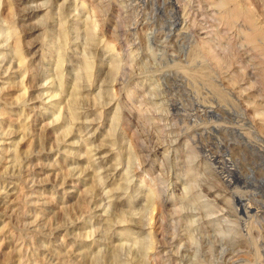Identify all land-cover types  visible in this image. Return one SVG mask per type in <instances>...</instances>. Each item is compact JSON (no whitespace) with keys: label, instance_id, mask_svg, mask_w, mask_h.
Listing matches in <instances>:
<instances>
[{"label":"rangeland","instance_id":"obj_1","mask_svg":"<svg viewBox=\"0 0 264 264\" xmlns=\"http://www.w3.org/2000/svg\"><path fill=\"white\" fill-rule=\"evenodd\" d=\"M0 4V264H264V0Z\"/></svg>","mask_w":264,"mask_h":264},{"label":"bare ground","instance_id":"obj_2","mask_svg":"<svg viewBox=\"0 0 264 264\" xmlns=\"http://www.w3.org/2000/svg\"><path fill=\"white\" fill-rule=\"evenodd\" d=\"M200 2V1H199ZM1 5V4H0ZM102 6V5H101ZM1 7V6H0ZM224 8V7H223ZM93 10V9H92ZM241 10V9H240ZM91 11V10H90ZM233 13V12H232ZM230 14V13H229ZM221 19V18H220ZM4 23V22H3ZM9 25V24H8ZM7 25V26H8ZM156 25V24H155ZM116 26V25H115ZM11 27V26H10ZM12 28L14 29V26H12ZM12 28H10V30L12 31L13 29ZM7 29H9V27L7 28ZM13 31H15V30H13ZM180 32V31H179ZM14 35V34H13ZM16 37V36H15ZM6 40H8V38L6 39ZM66 42V41H65ZM18 45V44H17ZM1 46V45H0ZM18 46H16V48H17ZM113 47V46H112ZM19 48H17V50H18ZM204 50V49H203ZM13 51V50H12ZM20 53V52H19ZM134 55V54H133ZM18 56V55H17ZM14 57V56H13ZM13 59V58H12ZM19 60V59H18ZM21 60V59H20ZM65 60V59H64ZM10 62V61H9ZM23 61L21 60V63H22ZM17 63V62H16ZM2 64L3 63H1V67H2ZM19 64V63H18ZM10 65V64H9ZM20 65V64H19ZM18 65V66H19ZM62 65V64H61ZM17 66V67H18ZM1 69V68H0ZM2 69H3V67H2ZM10 68H8V70H9ZM15 69V68H14ZM21 70V69H20ZM89 70V69H88ZM0 71H2V70H0ZM24 72V71H23ZM22 83V82H21ZM238 92V91H237ZM61 93V92H60ZM59 94V93H58ZM53 96V95H52ZM64 106V105H63ZM3 110V109H2ZM68 113V112H67ZM74 113V112H73ZM10 128V127H9ZM10 131V130H9ZM31 145V144H30ZM16 152V151H15ZM129 180V179H128ZM104 194V193H103ZM1 197V196H0ZM149 198V197H148ZM2 199V198H1ZM4 200V199H3ZM238 207H239V209L241 210V211H243V212H245V213H247V212H249V211H251L250 210V205L249 204H247V203H244V200H240L239 201V203H238ZM152 220V219H151ZM151 240V239H150ZM154 240V239H153ZM150 242V241H149ZM156 242V241H155ZM148 244V243H147ZM154 245V244H153ZM149 246V245H148ZM150 247V246H149ZM151 247H153V246H151ZM153 250V249H152ZM152 253V252H151Z\"/></svg>","mask_w":264,"mask_h":264}]
</instances>
